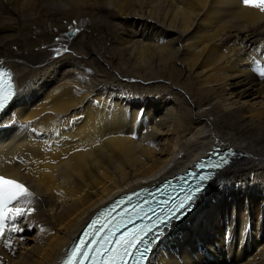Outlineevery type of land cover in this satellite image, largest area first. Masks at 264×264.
<instances>
[{"label":"bare ground","instance_id":"bare-ground-1","mask_svg":"<svg viewBox=\"0 0 264 264\" xmlns=\"http://www.w3.org/2000/svg\"><path fill=\"white\" fill-rule=\"evenodd\" d=\"M263 46L264 10L243 0H0V63L17 81L0 172L32 194L0 264H57L100 206L217 142L241 155L147 264H264V80L249 67Z\"/></svg>","mask_w":264,"mask_h":264},{"label":"snow or ice","instance_id":"snow-or-ice-1","mask_svg":"<svg viewBox=\"0 0 264 264\" xmlns=\"http://www.w3.org/2000/svg\"><path fill=\"white\" fill-rule=\"evenodd\" d=\"M246 6H253L264 10V0H243ZM67 51V49H65ZM261 76H264V71L261 72ZM11 98V94H0V109L4 108V101ZM224 160H219L217 165H208V167H218L223 164ZM203 167V165H202ZM201 181H206L209 176L196 177ZM202 188L200 185H196L191 192H189L184 199L175 198L178 202L171 200H165V208H162L159 213L155 212L154 209H150L152 212L151 216L145 214V218L148 219L149 223L143 228L133 229L132 231H125L117 238L113 239L115 232L107 231L104 235H101L98 239L96 238V232L85 233L91 237L90 240L85 241L83 239L77 242V245L70 250V255L67 259L66 264H85L86 261H90L91 264H96L97 258L100 259V264H116V257H109L108 254L115 251L119 258V264H130L128 258H135L136 264L146 259V253L150 251L148 244L151 241L147 240V236L150 234L154 239H159V234L173 221L179 219L186 212L191 209L192 204L195 201L196 194L201 192ZM31 193L24 185L0 176V217H2L8 209V205L13 201H19L31 197ZM139 195V194H136ZM130 199V197L128 198ZM123 200L115 202L112 207L115 208L119 204H122ZM16 212L19 214L22 209L16 208ZM144 209L140 208V212ZM134 214L139 217L140 213L135 212ZM129 223L132 222V217H127ZM96 221L92 222L95 225ZM120 225H117L119 229ZM144 235H141V233ZM144 247L141 248L140 245ZM95 253V255H93ZM137 253L139 254L137 256ZM108 257V259H104Z\"/></svg>","mask_w":264,"mask_h":264},{"label":"rangeland","instance_id":"rangeland-1","mask_svg":"<svg viewBox=\"0 0 264 264\" xmlns=\"http://www.w3.org/2000/svg\"><path fill=\"white\" fill-rule=\"evenodd\" d=\"M53 29L55 30V28H53ZM136 34H138V33H136ZM76 35H77V32L71 30V31H67L66 33H64L63 36L61 35L62 36L61 38H63L64 42L66 41V43L69 44L74 39V37ZM252 204H254L253 200H252ZM25 226H26V224H25ZM32 227H29V228H32ZM32 234H33L32 232H28V233H25L24 235H25V237H27V236H31ZM207 256L209 257V255H207Z\"/></svg>","mask_w":264,"mask_h":264}]
</instances>
